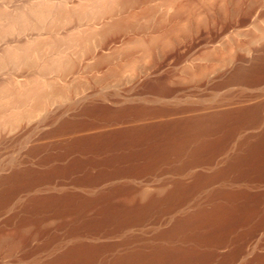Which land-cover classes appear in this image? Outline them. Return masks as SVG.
<instances>
[{"label": "bare ground", "instance_id": "6f19581e", "mask_svg": "<svg viewBox=\"0 0 264 264\" xmlns=\"http://www.w3.org/2000/svg\"><path fill=\"white\" fill-rule=\"evenodd\" d=\"M161 2L0 0V232L18 264H264V99L128 122L164 111L130 94L165 89ZM138 39L153 59L126 78ZM244 58L222 83H264V48ZM152 178L166 188L135 197Z\"/></svg>", "mask_w": 264, "mask_h": 264}, {"label": "rangeland", "instance_id": "374dc122", "mask_svg": "<svg viewBox=\"0 0 264 264\" xmlns=\"http://www.w3.org/2000/svg\"><path fill=\"white\" fill-rule=\"evenodd\" d=\"M161 1L158 0V2L162 3V88L165 89L162 90V93L148 90L144 94L131 90L130 94L134 98L141 97L149 107L162 106L164 111H155L138 119H129V123L181 117L214 107L217 108L225 104L242 103L254 100V98L255 100L264 99V83L259 85L232 84V87L231 84L222 83L225 72L237 65L240 58H253L255 48L263 50L264 17L262 15L264 16V0ZM181 1L183 3L181 6L182 10L178 8V4ZM169 6L171 7L168 8ZM168 20L175 22L171 24ZM152 40L138 39L134 40V42L132 41V44H128V50L132 48V52L135 54L128 62H124L125 65H122L125 68L128 67L127 69L121 66L123 76L130 78L131 75L133 76L136 73V68L139 64L151 62V59H153L152 45L155 39ZM133 58L135 59L132 60ZM137 62L139 63L137 64ZM116 83L111 86V90L119 93L122 84ZM54 107L66 110L65 115L69 113L72 115V112L75 111L74 106L65 100L63 103L55 104ZM45 114L46 112L39 119L42 120ZM49 122V120L44 121L46 128L50 127ZM0 151H2L0 153L3 154L4 152L6 154L7 149ZM166 186L162 185V181L158 179L146 180L135 192V197L142 199L156 192L157 194L161 193ZM49 223L44 225L46 226ZM29 226H23L24 228L22 227L20 232L23 230V235L27 236L26 234H28V238L31 241L33 239L32 242H36L37 234L35 228ZM15 232L13 229H6L0 232V264H18L20 262L21 240ZM219 264L227 263L220 261Z\"/></svg>", "mask_w": 264, "mask_h": 264}]
</instances>
